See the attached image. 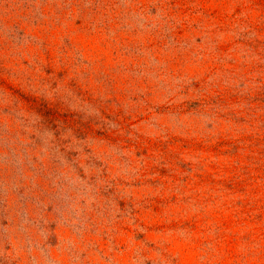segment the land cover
Returning <instances> with one entry per match:
<instances>
[{"label":"rangeland","instance_id":"1","mask_svg":"<svg viewBox=\"0 0 264 264\" xmlns=\"http://www.w3.org/2000/svg\"><path fill=\"white\" fill-rule=\"evenodd\" d=\"M0 264H264V0H0Z\"/></svg>","mask_w":264,"mask_h":264}]
</instances>
